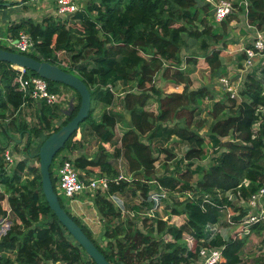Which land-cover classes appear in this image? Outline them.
Segmentation results:
<instances>
[{"label":"trees","instance_id":"1","mask_svg":"<svg viewBox=\"0 0 264 264\" xmlns=\"http://www.w3.org/2000/svg\"><path fill=\"white\" fill-rule=\"evenodd\" d=\"M209 7V3L202 5L196 0H90L84 9L65 20L52 16L41 21L24 17L9 27L15 39L21 31L29 33L34 47L26 54L36 59L57 64L61 51L72 53L70 69L65 70L82 78L91 91V110L80 124L81 139H75V132L55 155L50 167L56 192L55 159L65 149L71 152L85 149L92 138L98 141V154L90 158L88 153L81 152L74 159L75 165L89 175L99 169L100 175L107 173L110 178L119 174V167L111 160L113 157L116 161L123 155L131 172L149 178L157 172L155 140L165 145L176 136L190 144L182 158H177L166 147L158 148V155L167 153L166 158L163 157L165 173L159 181L172 188L180 185L181 190L193 191L195 195L193 200L176 203L168 221L159 220L154 224L149 217H140V211L150 205L149 187L141 181L111 183L108 191L134 195L137 189H142L141 202L132 205L143 224L141 227L138 219L126 225L116 221L122 213L114 202L107 199L106 194H96L95 207L105 226L102 235L105 247L97 243L91 229L69 212L59 197L62 206L112 264H195L198 251L204 245L224 246L220 264H243L242 252L249 235L234 233L226 238L218 233L210 237L206 227L214 223L229 225L219 208L223 203L219 193L235 189L244 178L250 180L247 187H242L245 196L264 186V120L254 131L261 115L258 107L264 106V67L248 75L241 90V101L238 98L228 99L229 102L217 100L208 86L192 88L190 72L198 65L200 57L211 78L224 72L222 51L231 43L225 39L230 24L233 20L243 22L240 15L233 13L220 24L223 31H215L218 25L208 20L212 13ZM247 20L264 29V0H249ZM186 38L202 42L204 48H209L213 41L217 45L221 42V46L204 55L183 56L182 48L188 45ZM0 47L15 51L2 44ZM27 72L26 77L39 76L32 70ZM159 73L163 79L183 85V90L164 93L155 84ZM17 76V69L0 61V233L6 232L0 237V264H96L50 208L42 187L40 166L29 164L34 156L40 162L39 149L45 139L77 114L81 96L72 87L48 80L50 91L60 93V86L70 88L76 92L78 101L70 108L40 101L38 121L29 123L17 118L24 103L33 101L17 89ZM117 90L123 92L120 113L112 109ZM205 98L213 101L208 137L214 153L205 168L198 164L192 169L206 153L207 138L200 133L206 121H196L200 101ZM150 100L157 102L158 112L148 109ZM97 104L103 107L99 117L95 115ZM125 110L131 115L130 121L126 119ZM10 115L13 117L8 121ZM119 122L127 125V129L120 138L121 146L111 153L106 144L115 143ZM24 136L26 156L15 160L9 172L4 150ZM64 158L70 160L69 156ZM170 161H175L174 170L169 168ZM200 171L201 177L192 181ZM207 195L213 198V203L205 201ZM11 213L15 215L14 220L3 219ZM245 213L233 216V221L239 222ZM176 217H179L178 222H173ZM252 230L260 233L264 224H255ZM166 234L173 240L165 242ZM257 264L264 263L257 260Z\"/></svg>","mask_w":264,"mask_h":264},{"label":"built area","instance_id":"2","mask_svg":"<svg viewBox=\"0 0 264 264\" xmlns=\"http://www.w3.org/2000/svg\"><path fill=\"white\" fill-rule=\"evenodd\" d=\"M205 2L212 5L214 12L215 21L221 24L227 19V17L233 13L240 15V18H245L247 23L246 39L241 41L239 44V52L242 53V66H239L236 72V76L233 78L232 74L228 71L224 74H220L216 77V82L219 86L224 89L225 93L228 94V99L238 98L241 101V90L248 79V75L255 70L260 71L264 67V29H259L255 25H251L247 20L248 5L249 0H240L236 5L233 0H204ZM57 11L56 16H66L69 13L76 12L80 5L76 0H57ZM242 8L243 11H240ZM238 20L232 21V26ZM18 38L11 37H0V40H6V46L9 48L20 52L29 53L33 50L34 42L25 31L19 33ZM14 67V66H13ZM18 70V76L15 79L17 83V89L24 92V97L32 99L33 101H45L50 105L61 104L65 97L61 93L52 92L49 89V82L46 78L36 75H26L28 70L23 67H14ZM110 88L114 90L113 86ZM116 92V91H115ZM118 96H123V93L116 92ZM25 104V103H24ZM258 113H260V120H258L254 125V131L256 132L260 124L264 120V106L258 107ZM211 153H214V147L212 145ZM14 152L9 145L4 150V160L7 163V170L10 172L12 165L15 163ZM162 156V155H161ZM160 156V158H161ZM65 156H58L55 159V166L58 171V186L64 193V195L69 199H75L78 195L83 193L92 195L95 197L99 192L101 194H106L107 199L113 201L116 209H118L122 216L130 215L133 219H138L137 212L133 209L127 207L121 197H123L119 192L114 194L108 193L111 183L120 184L122 181L132 184L135 182L136 177L134 174L130 173L125 164H120L119 162V174L110 178L107 175L93 176L89 175L84 171L77 169L74 159H66ZM213 157V155H212ZM164 161V158L162 159ZM198 161H203L198 160ZM170 161V170L175 169V165ZM156 170L159 167L158 161L155 163ZM165 173L163 172L154 177L144 178L142 181L146 183L149 187L148 196L150 199V205L145 207L140 211V217H149L150 223L156 224L157 221L163 220L168 221L171 217L172 208L176 203H182L186 200L195 199L193 191L181 190L180 185L176 188L164 185L159 181V177ZM250 184L248 178H244L242 182L235 189L229 190L226 193H219L218 197L223 200L219 208L222 213H225L227 220H225L229 225L237 228L234 233L240 235H248L252 232V227L255 224H264V186L261 187L257 192L245 196L242 187H247ZM119 193V194H118ZM142 189L136 190V196L134 197L136 203L141 202ZM227 199L228 202L224 200ZM169 200V201H166ZM205 201L213 203V198L210 195L205 197ZM165 203L173 205L170 210L162 211L165 207ZM10 212V209L8 210ZM242 211H246L244 216L239 222L233 221L232 217L240 215ZM179 217H176L173 222H178ZM2 220V219H1ZM140 222V227L143 225ZM1 224V223H0ZM224 226L220 223L208 224L206 229L213 237L214 235L220 233L223 235L221 228ZM1 230V228H0ZM237 231V232H236ZM3 233H0V237ZM165 242L173 240L170 234L163 236ZM224 246H202L198 251V258L195 264H220L223 256ZM144 264H149L145 262Z\"/></svg>","mask_w":264,"mask_h":264},{"label":"rangeland","instance_id":"3","mask_svg":"<svg viewBox=\"0 0 264 264\" xmlns=\"http://www.w3.org/2000/svg\"><path fill=\"white\" fill-rule=\"evenodd\" d=\"M80 5L79 9L76 11H81L82 9H84V7H86L87 3H89L90 0H76ZM204 1V0H203ZM4 2H10L11 4L6 6L7 8H1L0 6V16H2V19L0 21V37H11V32L9 31V27L11 26L12 23H15L16 21L20 20L21 18L23 19L24 17L28 18V17H32L37 21H41L44 18H48L50 16L54 17L55 19H67L69 18V16H72L73 14H75L76 12L73 13H69L66 16H56V11H57V0H28L26 2L20 1V0H0V3H4ZM11 7V8H8ZM209 10L212 11L211 14H209L208 16V20L210 21V23H214L216 26L215 31H223L222 28V24H218L215 21L214 18V12L212 9V5H210ZM5 17H4V14ZM205 14V13H204ZM6 15H8V17H6ZM6 18V19H5ZM225 22V21H224ZM235 23L234 26H232V24H230L231 26L229 27L230 31H229V35L227 38H225L226 40H229L231 43L223 49L222 53L228 60L226 61V63H224L225 65V69L224 72H221V74H224L226 72H230L233 76V78L236 76V72L238 67L241 64V57H242V53L239 52V44H241V41L244 39V36L247 34L245 31V29H247V23L245 18H243V22H240V20L237 22H233ZM4 40H0V42L2 43ZM186 41L188 42V45L183 46L181 53L183 54V56H188V54H196V55H204L205 53L209 52L210 50H212L215 47H219L221 46V42L217 45L216 42L213 41V44H211L209 46V48H204L202 47V42H197L191 39H187ZM236 42V43H233ZM0 43V44H1ZM6 46V41L4 42ZM3 45V44H2ZM7 47V46H6ZM230 49V52L226 53L225 51H227V49ZM236 55V59H234V56ZM71 56L72 53H67V52H60L58 54V59H59V63H57L61 68L63 69H70V62H71ZM224 60V59H223ZM192 72H190V77L192 78V88L193 89H197L199 87L202 86H208L209 88H211L214 93H215V97L217 100H224V101H228V94L225 93L224 89H222L218 82H216V77L211 78V74L210 71L206 68V63L204 62V60L202 59V57L199 58V63L196 67H192ZM155 84L164 92V93H170L173 92L172 88L173 86H177L175 83L171 82V81H167L165 79H163L162 77V73H159L156 77H155ZM178 86H182L183 85H178ZM119 91L118 93H122V91ZM175 91V90H174ZM181 92V91H179ZM120 97L122 96H118L116 98V102L114 107L118 108L119 113L120 111H122V104H121V100ZM71 100H69L70 102ZM78 98L76 96V99L74 101V103H77ZM229 102V101H228ZM201 103V107L199 108V110H197L196 112V121H206V124L204 125V127L201 129L200 133L205 136L207 138V144H206V153L203 157V161H198L195 162L192 165V169H195L198 164L205 168L207 165H209L211 163V158H212V153H211V149H212V143L209 140L208 137V128L210 123L213 121V116L210 114V110H211V106H212V99H208L205 98L204 100L200 101ZM40 101H32V103L27 104L26 106H24L23 108H21V110L18 112L17 114V118L19 119H25L26 121H28L29 123H36L38 121V108L40 106ZM63 105V107L67 108L69 107L68 105V101L67 100H63V102L61 103ZM67 104V105H65ZM232 104V103H230ZM149 110L154 111V112H158V106H157V102H155L154 100H150L149 102V106H148ZM70 108V107H69ZM103 112V107L101 104H97L96 108H95V115L97 117H99L101 115V113ZM13 117V115H10L8 117V121L11 120V118ZM121 119V117H120ZM171 125L174 124L170 123ZM125 127V126H124ZM122 131L117 130V137L115 139V143L113 144L114 150L115 148L118 146H121V142H120V138H121V133L123 131H125V128H120ZM178 137H173L167 144H163L162 142H159L158 140H155L153 147L155 148L154 150V154L155 156L158 158V163H159V167L157 168V172L158 174L163 172V164L165 163V161H162L163 157H165L167 155L166 152L163 153H159V155H162L161 158L158 155V148H167L168 150L172 151L175 156L177 158H182L186 151L188 150V148L190 147V144L186 141H182ZM145 140V139H144ZM146 141V140H145ZM26 143V137L24 136L20 142H12L10 144L11 149L14 152V157L15 160L24 158L26 156L25 154V150H24V144ZM86 147V153L90 154L92 153L93 155L98 154V141L95 138H92L90 140V142H88V144L85 146ZM66 151L63 150L61 152L60 156H64L62 153ZM166 158V157H165ZM202 160V159H201ZM190 163V161H187V163ZM167 163V162H166ZM173 164H175V161L172 162ZM30 166H35L38 167L40 166V162L38 161V158L36 156L31 158L30 161ZM168 164V163H167ZM127 167V163L125 164ZM185 165H182V168H184ZM128 169V168H127ZM202 170V169H201ZM128 171L132 174H134V176L136 177L135 181H141L143 184L144 183L142 180L145 178L144 175H139L136 173L131 172L129 169ZM200 174H196L194 176V178L192 179V181H195L197 179H199L202 175V172H199ZM93 176H102L99 173H94ZM57 192L59 197L62 199V201L65 203L66 205V201L69 200V198H67L64 193L62 192V190L60 189V187L58 186V181H57ZM127 196V197H126ZM124 200L126 201V204L129 205V208L132 209V205L135 202L134 196H136V194L133 195V193L130 192L128 193V195L126 194ZM80 201L85 202V204L83 205V207L81 208V210H78L80 212L78 213H82L81 211L84 210V214H88V215H100L97 212V209L95 207V202H94V196L92 195V193L89 194H81L78 195L77 197ZM169 201V200H166ZM7 207V203L5 204ZM173 205L171 204H167L165 203V207L163 208L162 211L165 210H170L172 208ZM66 208L68 209L69 212L72 213V210L69 206L66 205ZM15 215L11 213V215H9L8 217H5L3 219L6 220H14ZM136 219V218H134ZM225 219V218H224ZM1 220V219H0ZM227 220V219H225ZM0 228H1V224H0ZM237 228L233 227V226H224L223 228H221L223 236L226 238H229L230 236H232V234H234L235 230ZM4 234V233H3ZM97 243L100 245L101 243L96 240ZM14 255V254H12ZM257 260H259L260 263H264V231L260 232V233H253L251 235L248 236V239L246 241V244L244 246L243 252H242V261L243 264H257Z\"/></svg>","mask_w":264,"mask_h":264},{"label":"water","instance_id":"4","mask_svg":"<svg viewBox=\"0 0 264 264\" xmlns=\"http://www.w3.org/2000/svg\"><path fill=\"white\" fill-rule=\"evenodd\" d=\"M196 1L198 4H205L203 0ZM10 4V2H4L0 3V6H8ZM0 61L8 62L14 67H23L32 70L47 80L60 82L72 87L80 94L81 104L77 114L58 131L50 134L39 149L42 187L50 208L54 211L62 225L67 229L68 233L83 247L88 256L93 259L96 264H112L85 233L83 228L62 206L59 195L55 191L50 171L55 155L65 147L69 138L80 130V124L84 122L90 113L92 98L88 85L82 78L72 72L66 71L58 64L39 60L28 54L11 51L3 47H0ZM125 116L128 121L131 120V115L127 110H125Z\"/></svg>","mask_w":264,"mask_h":264},{"label":"crops","instance_id":"5","mask_svg":"<svg viewBox=\"0 0 264 264\" xmlns=\"http://www.w3.org/2000/svg\"><path fill=\"white\" fill-rule=\"evenodd\" d=\"M236 4H238L239 2H240V0H233ZM8 8H11V7H8ZM4 14V13H3ZM4 17H5V14H4ZM1 19H2V16H0V21H1ZM1 27V26H0ZM1 31V30H0ZM3 38V37H2ZM244 39H246V37H244ZM6 40H4L1 44H3V45H5V42ZM226 53H228V52H230V49L228 48L227 49V51H225ZM222 55H224L223 53H222ZM234 56V59H236V55H233ZM223 57V59H224V63H226V61L229 59H227L225 56H222ZM243 57H241V59H242ZM226 60V61H225ZM240 66H242V60H241V64H240ZM191 75V74H190ZM182 91L183 90V87L182 86H173V88H172V91ZM60 93L65 97V100H67L68 101V105H69V107L71 106V104L72 103H74V101H75V99H76V92L74 91V90H72V89H70V88H67V87H64V86H60ZM123 93V92H122ZM78 98V97H77ZM69 100H71L70 102H69ZM28 104V102L27 103H25L24 105H23V107L24 106H26ZM64 105V104H63ZM63 105L61 104V107L62 108H65V107H63ZM65 105H67V104H65ZM115 105V104H114ZM22 107V108H23ZM69 107H67V108H69ZM114 111H119L118 110V108H116V107H113L112 108ZM125 126V127H124ZM120 128H125V130L127 129V125H125L123 122H119L118 124H117V128H116V130H120V131H122ZM124 133V131L121 133V137H122V134ZM81 137H82V133H81V131L79 130L78 132H77V135H76V137H75V139H81ZM176 137V136H175ZM178 139V138H177ZM88 143H86V145H87ZM169 144V143H168ZM167 144V145H168ZM106 146L110 149V151H111V153L112 152H114V145H112V144H110V143H107L106 144ZM81 152H86V147H85V149H83V150H74V151H70V150H66V151H64L62 154L64 155V156H69L71 159H75L77 156H79L80 155V153ZM90 155V158L93 156V154L92 153H90L89 154ZM111 160H112V162H114V165L115 166H118L119 167V165H118V163L120 162V164L122 165V164H126L127 162H126V160H125V158H124V156L122 155L121 157H119L118 159H116V161H115V158L113 157V158H111ZM118 160V161H117ZM99 172V169L97 170V172L96 173H98ZM53 173H54V176L55 177H57V179H58V171H57V168H56V166H54V168H53ZM104 175H107V173H104L103 174V176ZM108 176V175H107ZM123 197H121L122 198V200H123V203L127 206V207H129V205H127L126 204V201L124 200V198H125V196H126V194L128 195V193H126V191L125 192H119ZM118 193V194H119ZM131 194V193H130ZM127 197V196H126ZM135 197V196H134ZM85 204V202H82V201H80L78 198H75V199H69L68 201H66V205L67 206H69L70 208H71V210H72V214L74 215V216H77L78 218H80L81 219V221L84 223V224H86L90 229H91V231H92V233H93V237L96 239V240H98L101 244V246H103V247H105V245H106V240L104 239V238H102V235H103V233H104V231H105V226H104V224H103V221H102V219H101V216L100 215H88V214H84V210H82L81 212L82 213H78V212H80V211H78V210H81V208L83 207V205ZM121 221V222H123L125 225H126V222H128V221H137V219H133L130 215H124V216H120L119 218H117L116 219V221ZM138 222V225L140 226V222L139 221H137ZM262 231H264V230H262ZM6 233V232H5ZM4 233V234H5ZM253 233H255V231H253L252 230V232L250 233V234H248V235H251V234H253ZM59 264H63V263H59Z\"/></svg>","mask_w":264,"mask_h":264}]
</instances>
